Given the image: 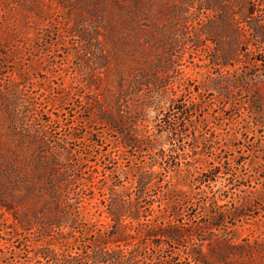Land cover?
I'll return each instance as SVG.
<instances>
[{
    "label": "trees",
    "instance_id": "1",
    "mask_svg": "<svg viewBox=\"0 0 264 264\" xmlns=\"http://www.w3.org/2000/svg\"><path fill=\"white\" fill-rule=\"evenodd\" d=\"M154 1L12 0L4 10L7 23L17 20L9 36L50 21L43 28L47 37L72 36L79 43L72 55L88 88L91 121L117 137L97 160L77 154L62 145L65 137L51 135V116L22 112L36 111L39 103L12 106L13 98L22 103V74L13 90L0 89L9 111L3 115L7 130L0 132V222L9 221L13 234H36L38 264H253L260 253L256 239L237 236L254 198L225 197L220 179L231 188L233 172L225 160L216 164L201 155L208 150L214 159L219 141L211 139L218 136L210 123L221 125L226 109L240 110L242 93L256 119L249 123L264 126V0H244L240 10L225 6L214 34L218 27L207 18L190 30V4L175 5L165 22H157L163 2ZM54 12L62 20L53 23ZM181 39L184 46L176 50ZM200 50L214 51L216 72L192 84L184 56L190 51L193 63ZM113 54L132 58L137 67L103 89ZM132 150L140 157L128 154L126 164L123 156ZM96 189L105 225L87 208ZM200 209L208 217L202 224L194 220L198 211L189 215Z\"/></svg>",
    "mask_w": 264,
    "mask_h": 264
},
{
    "label": "rangeland",
    "instance_id": "2",
    "mask_svg": "<svg viewBox=\"0 0 264 264\" xmlns=\"http://www.w3.org/2000/svg\"><path fill=\"white\" fill-rule=\"evenodd\" d=\"M159 1L163 3L161 11L156 16L157 22H165L175 5L190 4L187 10L189 17L194 18L189 23L190 30L196 32L199 29L200 18H207L218 27L211 34L219 32L225 6L230 7L229 10H240V6L244 3V0H155L154 2ZM11 2L12 0H0V89L13 90L17 86L12 82L19 76L18 74H22L23 78L19 79L20 81L16 79L19 81L17 83L21 89L22 103L13 98L12 106L23 104L26 99L39 103L36 111L32 109L27 111V108H24L22 112H36V117L42 120H47L51 116L53 120L48 122V129L52 136L65 137L66 142L61 141L62 145L77 154H90V159L97 160L102 150L111 149L117 137L115 133L91 121L88 88H85L80 81V73L76 71L77 60L72 55L79 43L75 42L72 36H65L64 39L56 34L47 37L43 28L50 26V21L43 22L46 24L43 28L31 27L27 31L9 36L7 33L11 32L10 29L15 30L17 22L15 18L9 23L6 21L4 10H8ZM15 17L18 19V14H15ZM54 20L57 22L62 20L61 13L54 12L53 23ZM151 27L150 24L148 29L152 30ZM208 43L214 45L210 41ZM177 46L176 50L184 46L183 39ZM189 50L192 51V48ZM188 52L190 51L185 53L183 67L190 83L202 82L208 76L215 74L216 66L210 60L211 55L214 54L213 50L196 51L193 63ZM152 56L151 52L150 57ZM136 65L137 62L130 57L121 54L116 57L113 54L111 67L103 73L102 88L114 87L120 73L130 72L137 67ZM172 79L175 80L173 77ZM209 97L211 96H207L206 100ZM239 98L240 110L226 109L225 120L221 125L210 123L211 131H215L213 133L218 136V139L214 137L211 139L219 141L217 144L219 149L215 152L214 159L211 158L212 155L208 150L201 156L203 160L211 159L216 164H219L220 160H225L226 167L233 172L231 182L235 185H231V188L230 185H226L225 177L220 179L225 182L222 185L226 190L223 194L225 197L243 200L247 199V196L254 198V201H251L253 207H249L247 211L251 214L249 220L239 227L237 236L256 239L260 253L256 254L253 264H264V126L249 123L250 119L253 122H256V119L252 118L253 115L251 116L247 110L248 106L245 103L247 96L242 93ZM4 112L9 111L4 109L0 101V132L2 133L7 130ZM233 112H242V115H234L235 118L229 119ZM259 115L261 118L257 117V119L263 120V115L261 113ZM248 125L252 127L248 129ZM128 154L129 156L136 154L140 157V153L132 150L123 156L126 164L131 162V159L127 158ZM207 164L208 162L204 163V167ZM99 170L96 173L98 175L96 182L102 178V166ZM239 174L242 177L235 178ZM215 189H210L209 195L212 196ZM98 191L96 189L95 196L88 200L87 208L94 220L99 221V225H105L108 218L106 213L100 212L103 206ZM197 211L198 215L194 220L200 224L206 222L208 217L203 209L190 211L189 215ZM10 226L9 221L0 222V264H32V262L38 264L36 263L38 259L34 255L37 244L36 234L22 231L13 234ZM83 243L84 237L79 238L78 245Z\"/></svg>",
    "mask_w": 264,
    "mask_h": 264
}]
</instances>
